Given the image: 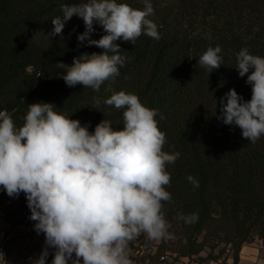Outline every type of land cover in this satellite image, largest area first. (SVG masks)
Segmentation results:
<instances>
[{
	"label": "trees",
	"instance_id": "trees-1",
	"mask_svg": "<svg viewBox=\"0 0 264 264\" xmlns=\"http://www.w3.org/2000/svg\"><path fill=\"white\" fill-rule=\"evenodd\" d=\"M84 2L0 0V110L16 109L13 119L20 125L28 104L48 102L82 125L90 124V132L103 119L118 130L123 109L103 103L111 94L105 89L110 84L115 91L138 95L142 104L165 117H156L167 136L164 150L180 153L167 166L172 200L164 204L174 238L161 240L145 260L211 264L228 252L225 263L231 258L239 264L245 245L264 241V136L252 144L238 126L225 125L216 116L230 89L243 101L251 99L252 86L247 75L239 76L236 53L247 47L264 57V0H151L154 14L148 18L157 24L161 39L142 34L134 43L116 41L127 60L115 82L106 81L99 92L80 84L69 87L57 75L64 71L58 63L71 65L74 57L104 51L78 41L85 31L83 20L74 16L62 35L49 36L51 19L61 14L62 4ZM117 2L144 8L143 0ZM93 29L91 39L106 34L98 22ZM209 46H220L223 57L211 73L197 64ZM94 96L101 100L99 107ZM189 175L199 181L198 188L187 180ZM0 194L10 198L2 188ZM193 213L195 223L176 219Z\"/></svg>",
	"mask_w": 264,
	"mask_h": 264
},
{
	"label": "clouds",
	"instance_id": "clouds-1",
	"mask_svg": "<svg viewBox=\"0 0 264 264\" xmlns=\"http://www.w3.org/2000/svg\"><path fill=\"white\" fill-rule=\"evenodd\" d=\"M143 3V10L117 0L62 4L61 14L51 19L49 36L62 35L66 22L76 16L85 24L78 41L104 51L74 57L71 65L58 63L64 70L58 77L69 87L80 84L94 92L106 81L114 83L127 60L116 41L134 43L142 34L161 39L157 24L148 18L154 14L151 0ZM94 22L106 33L98 40L90 38ZM221 52L220 46H209L197 64L211 73L222 64ZM236 61L239 76L247 75L252 86L251 99L243 101L230 89L219 101L216 118L235 124L255 144L264 136V57L244 47ZM105 91L111 94L103 103L123 109L118 130L103 119L90 132V124L82 125L48 102L28 104L20 125L13 119L16 109L0 110V188L12 198L25 195L34 230L45 237L38 257L28 258L31 264H47L50 254L51 264H134L132 242L174 238L164 204L172 200L167 166L180 153L164 150L167 136L156 117H165L134 93L115 91L110 84ZM93 100L99 107L100 98ZM187 180L199 187L194 176ZM176 219L192 224L198 216L178 214Z\"/></svg>",
	"mask_w": 264,
	"mask_h": 264
},
{
	"label": "crops",
	"instance_id": "crops-1",
	"mask_svg": "<svg viewBox=\"0 0 264 264\" xmlns=\"http://www.w3.org/2000/svg\"><path fill=\"white\" fill-rule=\"evenodd\" d=\"M30 215L31 212L27 206L21 211L11 207L7 216L0 218V252L3 253V256L0 255V264H4V261L7 264H31L28 258L38 257L43 250L44 234L37 235L34 230L35 222L29 219ZM27 229H30L32 233L28 234ZM52 258L50 254L47 264H51ZM146 262L149 264V260ZM239 264H264V241L256 240L245 245L240 254Z\"/></svg>",
	"mask_w": 264,
	"mask_h": 264
},
{
	"label": "rangeland",
	"instance_id": "rangeland-1",
	"mask_svg": "<svg viewBox=\"0 0 264 264\" xmlns=\"http://www.w3.org/2000/svg\"><path fill=\"white\" fill-rule=\"evenodd\" d=\"M1 195H2L1 198L4 201V205H5V208H6V216L8 214L9 208H11V207H13V209H15V210H18V211L20 210L21 211V209L23 207L27 206V203L24 204L22 202L23 201V197H22L21 194H20V196L18 198H12V197L7 198V197L4 196V194H1ZM256 240L261 241L259 239H256ZM160 243H161V241L152 242V243L146 244L143 237H140L136 241L132 242L130 247H131V250H132L133 261H136L138 264H147L146 260L144 259L145 255H147L148 253L154 252L156 250V247ZM247 245H249V244H247ZM207 253H208V250L203 254V256H206ZM217 253H218V250H216V254ZM227 254H228V252L224 253L222 255L220 261L213 262L211 264H227V263L228 264H232L233 261H232L231 258L228 260L227 263H225V258H226ZM186 262H187V260L184 261V263H186Z\"/></svg>",
	"mask_w": 264,
	"mask_h": 264
},
{
	"label": "built area",
	"instance_id": "built-area-1",
	"mask_svg": "<svg viewBox=\"0 0 264 264\" xmlns=\"http://www.w3.org/2000/svg\"><path fill=\"white\" fill-rule=\"evenodd\" d=\"M1 196L2 195L0 194V218H4V217H6V208H5L4 201L2 200ZM26 232L28 234H31L32 233V231L30 229H27ZM131 258L133 260V256ZM162 260H164V258H162ZM134 264H137V262L134 261Z\"/></svg>",
	"mask_w": 264,
	"mask_h": 264
}]
</instances>
